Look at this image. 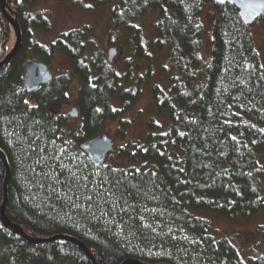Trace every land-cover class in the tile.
Returning a JSON list of instances; mask_svg holds the SVG:
<instances>
[{
	"label": "trees",
	"instance_id": "obj_1",
	"mask_svg": "<svg viewBox=\"0 0 264 264\" xmlns=\"http://www.w3.org/2000/svg\"><path fill=\"white\" fill-rule=\"evenodd\" d=\"M40 1L7 0L6 6L22 32L19 53L0 69L7 217L35 239L76 238L98 264H264V254L245 260L212 229V218L235 222L264 214V68L252 25L239 9L214 0H87L114 5L107 46H118L122 32L131 38L129 57L118 67L88 27L62 33L50 47L38 44L35 35L52 29ZM208 10L211 55L203 64ZM152 13L155 49L169 50L175 66L169 88L154 89L156 113L169 122L163 130L152 119L144 141L126 142L128 114L142 95V77L134 83L136 64L150 60L138 23ZM255 23L264 24V14ZM15 43L0 9V63ZM58 55L70 70L29 92L27 61L39 59L50 69ZM74 80L80 84L78 126L51 112L68 100ZM113 124L123 144L108 155L113 163L97 166L82 144L107 135ZM6 176L0 157V211ZM161 215L194 240H173V231L158 226ZM0 239L3 264H92L73 242L33 245L1 220Z\"/></svg>",
	"mask_w": 264,
	"mask_h": 264
},
{
	"label": "rangeland",
	"instance_id": "obj_2",
	"mask_svg": "<svg viewBox=\"0 0 264 264\" xmlns=\"http://www.w3.org/2000/svg\"><path fill=\"white\" fill-rule=\"evenodd\" d=\"M120 1L112 0V3L115 5V3ZM114 5L96 7L87 0H41L38 8L50 14L52 29L48 33H37L35 40L40 45L50 47L62 33L88 27L92 32L93 42L104 46L107 55L112 48L118 50V54L113 63L118 67H122L124 60L127 56L129 57L127 43L130 42L131 38L127 37L126 32H122L119 36L121 42L118 46L109 47L106 44L112 24L111 10ZM209 11L205 12L202 16L205 27V35L202 39L200 51L203 64L208 62L211 55V28L214 17ZM156 20V14L152 13L138 23L139 28H142V38L147 53L150 55V60L138 61L136 64L134 83L137 82L138 78L142 77V95L128 114V119L132 122V127L128 131L126 142L131 140L144 141L148 132V123L152 119H156V122L162 126L163 130L167 128L169 122L166 116L159 118L160 116L156 113L154 89L160 87L162 91H165L169 88L170 83L168 79L174 74L175 66L171 60L169 50L159 53L155 49L154 24ZM251 29L264 68V24L254 23ZM50 70L53 75H61L70 70V62L64 56L58 55L53 60ZM79 88V82L74 80L68 93V100L51 108V112L55 116L66 117L72 126L80 125L82 120L79 105ZM75 110L79 112V116L73 118L71 117V113ZM115 129L116 125L113 124L106 130L108 132L107 135L114 142V151L118 146L123 144L122 141H119L113 135ZM107 162L113 163L110 160H107L105 163ZM262 163L264 166V153L262 154ZM117 164L118 162H114V166ZM212 223V229L215 235L218 238H227L230 240L239 249L245 260L264 254V214H260L253 219L235 222L212 218ZM158 226L173 231H169L173 234V240H179L181 238L190 241L194 240L193 235L191 236L186 230L180 228L173 221H170L165 215H161ZM5 251L6 246L0 239V264H3Z\"/></svg>",
	"mask_w": 264,
	"mask_h": 264
},
{
	"label": "water",
	"instance_id": "obj_3",
	"mask_svg": "<svg viewBox=\"0 0 264 264\" xmlns=\"http://www.w3.org/2000/svg\"><path fill=\"white\" fill-rule=\"evenodd\" d=\"M216 3L225 4L229 3L236 6L240 11V17L246 25L254 24L263 14H264V0H214ZM7 0H0V9L8 20L10 25L13 27L16 34L15 46L6 57V59L0 63V69L9 64L19 53L22 45V32L20 25L13 19V17L7 11ZM118 50L112 48L109 51V61L113 62ZM53 79V74L51 73L49 67L40 61L39 59H30L26 63V71L24 76L25 87L29 92L37 90L39 87L49 84ZM79 116L78 111H73L71 117L76 118ZM82 149L89 156L90 160L97 166H102L107 161L108 155L114 151V142L112 138L108 135H102L94 138L93 140L82 144ZM0 157L4 161L7 168V176L4 184V203L0 211L1 222L15 234L24 238L27 242L33 245H39L43 243H51L54 241H69L79 245L86 253L87 257L90 259L92 264H98L95 258L92 256L86 245L77 240L76 238L58 235L52 238H32L29 237L25 231L19 226L14 224L6 214V206L8 203V183L10 179V167L6 156L0 150ZM123 264H146L139 260H127Z\"/></svg>",
	"mask_w": 264,
	"mask_h": 264
}]
</instances>
